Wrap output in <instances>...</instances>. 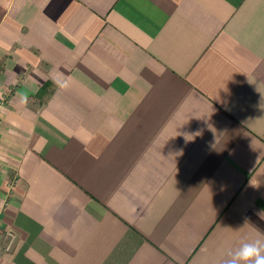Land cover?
<instances>
[{"label":"crops","instance_id":"obj_1","mask_svg":"<svg viewBox=\"0 0 264 264\" xmlns=\"http://www.w3.org/2000/svg\"><path fill=\"white\" fill-rule=\"evenodd\" d=\"M0 166V264L264 241V0H0Z\"/></svg>","mask_w":264,"mask_h":264},{"label":"clouds","instance_id":"obj_2","mask_svg":"<svg viewBox=\"0 0 264 264\" xmlns=\"http://www.w3.org/2000/svg\"><path fill=\"white\" fill-rule=\"evenodd\" d=\"M226 264H264V241L257 239L243 243Z\"/></svg>","mask_w":264,"mask_h":264},{"label":"built area","instance_id":"obj_3","mask_svg":"<svg viewBox=\"0 0 264 264\" xmlns=\"http://www.w3.org/2000/svg\"><path fill=\"white\" fill-rule=\"evenodd\" d=\"M1 173H2V168L0 166V178H1ZM0 224H1V221H0ZM6 238L8 240L7 241L8 243L5 248L7 251H10L13 248L14 244L16 243L18 237L14 230L9 229L6 231Z\"/></svg>","mask_w":264,"mask_h":264}]
</instances>
